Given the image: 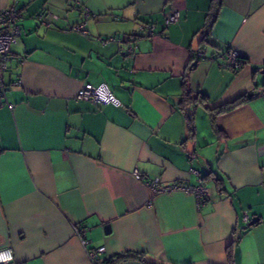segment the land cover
Wrapping results in <instances>:
<instances>
[{
    "label": "crops",
    "instance_id": "obj_1",
    "mask_svg": "<svg viewBox=\"0 0 264 264\" xmlns=\"http://www.w3.org/2000/svg\"><path fill=\"white\" fill-rule=\"evenodd\" d=\"M213 6L0 0L21 11L0 69V248L18 264H93L88 252L100 246L99 261L141 253L165 264H264V0ZM85 10L87 34L72 29ZM171 11L178 20L166 24ZM228 46L244 55L237 70L219 66ZM101 83L115 104L76 98ZM246 93L255 95L212 124L210 109ZM152 181L203 182L208 196L198 206Z\"/></svg>",
    "mask_w": 264,
    "mask_h": 264
},
{
    "label": "built area",
    "instance_id": "obj_2",
    "mask_svg": "<svg viewBox=\"0 0 264 264\" xmlns=\"http://www.w3.org/2000/svg\"><path fill=\"white\" fill-rule=\"evenodd\" d=\"M90 16L88 10L84 11L83 20L75 24L72 29L83 34H87L88 31L85 27V20ZM21 17V11L14 8H0V69L5 70L7 68L8 53L17 44L21 29L19 20ZM178 20V13L171 11L165 16V23H175ZM154 26L152 24L141 25V30L151 34ZM112 39V38H109ZM131 47L126 48V52L131 53ZM197 55H201V51H197ZM222 60L219 62V66L230 70H237L242 65V59L244 55L237 50L228 46L223 52L219 53ZM76 98L89 101L94 104H115L117 99L112 94L110 89L105 83L98 84L97 86H81L76 93ZM134 176L140 178V175L135 170ZM151 186L154 191L157 192H174L182 190L190 193L194 196L196 204L199 206L208 196V187L203 182L197 185H182L179 183H172L163 186L155 187V181L151 182ZM247 221V216H244ZM85 226H78L75 229V233L80 241L85 244L86 240L84 234L86 231ZM104 251V247L100 246L96 249L88 252L93 264H95L98 255ZM0 264H18L14 259L12 249L9 246L0 248Z\"/></svg>",
    "mask_w": 264,
    "mask_h": 264
},
{
    "label": "trees",
    "instance_id": "obj_3",
    "mask_svg": "<svg viewBox=\"0 0 264 264\" xmlns=\"http://www.w3.org/2000/svg\"><path fill=\"white\" fill-rule=\"evenodd\" d=\"M213 5H214L213 6L214 11H215V9L217 10L218 6L220 5V0H213ZM10 54H11V51L8 53V60H9ZM244 61L245 60L242 59V64L244 63ZM254 95H255L254 93H246V94H243V95L237 97L233 101L228 102L227 104H224V105H222L220 107H217V108L210 109L211 116H212L211 117L212 124L214 123L215 116L218 113L225 112V111H227V110H229V109H231V108H233V107H235V106H237V105L249 100ZM201 97H203V96H200L197 99H198V101H200V103H202L204 105L203 99ZM180 102H181L180 105H181L182 109L186 108L187 105H190V95L186 92L185 88H184V90H183V92H182V94L180 96ZM188 120H189V124L191 125L192 117H188ZM213 180H214V183H215L216 187L219 190H223L224 189L223 180L220 177L214 176ZM132 257L133 258H138L144 264H165V263H162V262L153 261V260L149 259L146 255L141 254V253H125V254H121V255H115V256H112L110 258L104 259L103 261H99L97 259L95 264H116L119 261L126 260V259L132 258Z\"/></svg>",
    "mask_w": 264,
    "mask_h": 264
},
{
    "label": "water",
    "instance_id": "obj_4",
    "mask_svg": "<svg viewBox=\"0 0 264 264\" xmlns=\"http://www.w3.org/2000/svg\"><path fill=\"white\" fill-rule=\"evenodd\" d=\"M193 47H194V49H197V48H198V41H195V42H194ZM194 63H195V62H193V64H194ZM186 112H187V115L190 116V105H187V106H186ZM190 146H192V145H190ZM188 151L191 152L190 148H188ZM257 220H258V217H256V216H255V217H252V218L249 220L248 224H249V225L254 224ZM105 229H106L107 231H109V230H108V229H109V226L106 225V226H105ZM107 231H106V232H107Z\"/></svg>",
    "mask_w": 264,
    "mask_h": 264
}]
</instances>
